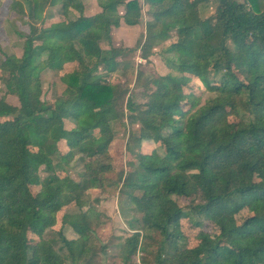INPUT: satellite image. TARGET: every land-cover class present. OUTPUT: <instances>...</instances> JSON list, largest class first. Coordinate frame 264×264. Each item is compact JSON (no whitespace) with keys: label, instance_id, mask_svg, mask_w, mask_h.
Here are the masks:
<instances>
[{"label":"trees","instance_id":"obj_1","mask_svg":"<svg viewBox=\"0 0 264 264\" xmlns=\"http://www.w3.org/2000/svg\"><path fill=\"white\" fill-rule=\"evenodd\" d=\"M78 1L11 0L5 7L27 31L20 57H0L4 92L17 100L11 106L0 99V264H62L44 233L82 192L107 189H118L140 214L127 225L132 233L121 245L122 264L148 234L160 239L152 264H264V10L258 0H94L100 13L90 17ZM209 2L212 15L201 19L200 6ZM49 9L59 17L54 22L45 16ZM142 19L141 60L169 42L165 52L175 56L177 75L148 78L145 103L127 97L123 109L130 63L125 85L111 81L133 51L114 45L111 33ZM40 66L58 74L61 90L52 102L41 99ZM191 80L216 96L196 106L184 91ZM122 117L140 136L119 183L109 146L110 125ZM61 144L65 154L57 153ZM156 144L162 154L144 151ZM54 155L62 171L73 157L84 158L78 181L54 174ZM40 170L50 174L44 182ZM31 187L39 189L33 194ZM174 197L189 200L187 211ZM193 216L210 223L215 235L199 232L198 245L186 248L180 221ZM89 218L80 213L81 223L71 225L77 239L59 235V250L72 264H89L82 242L92 232ZM200 221L191 225L197 229Z\"/></svg>","mask_w":264,"mask_h":264},{"label":"rangeland","instance_id":"obj_2","mask_svg":"<svg viewBox=\"0 0 264 264\" xmlns=\"http://www.w3.org/2000/svg\"><path fill=\"white\" fill-rule=\"evenodd\" d=\"M242 2L243 0H235ZM10 0H0V57L1 54L15 55L20 57L22 54L23 38L22 34L27 30L25 27L18 25L14 16L6 15V5ZM141 3V0L139 1ZM258 7L260 10H264V0H258ZM214 3L209 2L200 6L199 16L201 19L208 18L212 15ZM94 11V10H93ZM90 10V13H93ZM72 16H77V13H73ZM11 16V17H10ZM59 17L54 16L53 22ZM58 21V20H57ZM20 26V27H19ZM114 45H121L124 48L132 49L133 53L127 55L119 62L117 70L113 73L111 83L117 85H125L126 67L125 63H130L132 70L131 81L126 86L128 93L123 99L122 108H125L126 98L129 97L136 105L143 104L146 101V96L151 87H146L145 84L148 78H153L156 75H177L174 71L175 56L172 53L165 52L169 46V42H165L151 51V54L146 60H141L140 49L145 36V24L142 19L136 28L131 31H120L115 33ZM134 47H136L134 49ZM40 86H41V99L43 101H53L59 94L61 86L58 85V74L49 71L40 66ZM71 70L69 65L65 66L64 71ZM123 74L121 75V73ZM140 72L142 77L135 83L136 73ZM147 88V90H146ZM212 88V87H211ZM211 88L205 89L198 82L191 80L184 91L192 98L197 100L196 106L203 105L205 101L213 98L216 94L211 91ZM0 99L5 101L8 105L17 106V100L14 95L5 94L2 82L0 79ZM192 101V100H190ZM186 111L189 110V104L186 103L183 106ZM125 113V111L123 110ZM235 117H230L229 121L233 122ZM234 121V122H235ZM111 131L113 134V142L109 146V152L113 158V168L116 179L119 183H122L126 179V173L130 170L127 167V162L133 161L134 154L139 151V128L136 124H130L125 117L113 122L111 125ZM155 150L159 155L162 154V147L159 144L156 146L148 147L145 152H151ZM67 149L61 144L57 146L58 154H65ZM55 156V155H54ZM53 156V164L55 165L54 174L58 177H63L66 173L69 177L78 181V176L83 172L82 160L80 156H75L70 162L64 163L63 171L57 168L58 162L57 156ZM49 173L44 170H40L39 176L41 182H44ZM39 188L31 187V193L35 194ZM174 202L187 211L189 200L184 198H173ZM92 209V212L89 211ZM87 213L91 220L90 227L91 233L88 234L86 239H83L84 246L87 247L88 252L85 254V258L89 259V264H122L123 254L126 256L125 249H121V245H125V239L132 233L128 230V223L134 222V220L140 219V214L136 212L131 205H129L126 196L119 193L118 189L115 191L106 190L102 191L89 190L82 192L80 200L77 204L70 203L62 207L56 214V223L52 229L47 230L43 239L49 241L52 247L58 251L64 260L62 264H72L70 259L66 257L64 250H59L61 244L59 241V235L66 240H75L77 236L72 232L71 225L79 224L80 219L78 216L80 213ZM240 216H246L245 212H241ZM194 221H200L196 217L184 218L180 221V231L186 237L185 242L182 245L186 248H193L198 245L199 239L197 235L199 232L207 238H211L215 235V231L210 223L200 221L201 226L195 228L191 225ZM138 227V226H135ZM59 233V234H57ZM150 239H139L137 250L127 261V264H152L155 253L157 251L159 237L154 234H148ZM32 240H34L32 238ZM123 252V253H122ZM78 264H81L78 263Z\"/></svg>","mask_w":264,"mask_h":264},{"label":"crops","instance_id":"obj_3","mask_svg":"<svg viewBox=\"0 0 264 264\" xmlns=\"http://www.w3.org/2000/svg\"><path fill=\"white\" fill-rule=\"evenodd\" d=\"M80 1H81L83 16L90 17V16H94V15H97V14L100 13V8L96 5V3H95L94 0H80ZM80 1H78V2H80ZM137 1H140V0H137ZM10 2H11V0H10ZM90 10L91 11L94 10L93 13H90ZM51 13H52V11L50 9L49 10H46V12H45V16L48 18L47 19L48 22H50V21L53 22V17H51L52 16ZM73 13H76V12L74 11ZM120 13H121V11H119V14ZM11 16H14V14H11ZM137 26L138 25L132 26V27H126V26H123L121 24L117 29L113 30V32L111 33V38H112L113 44L116 42V41L114 42V40H115V36H114L115 33L117 34L120 31H126V30L127 31H131L133 28H136Z\"/></svg>","mask_w":264,"mask_h":264}]
</instances>
